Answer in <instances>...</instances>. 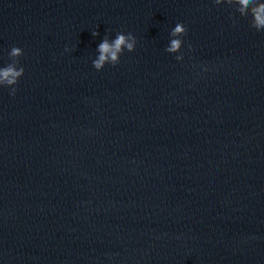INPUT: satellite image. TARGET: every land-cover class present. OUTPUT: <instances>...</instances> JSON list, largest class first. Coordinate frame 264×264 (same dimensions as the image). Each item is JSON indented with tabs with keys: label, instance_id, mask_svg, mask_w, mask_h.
I'll use <instances>...</instances> for the list:
<instances>
[{
	"label": "clouds",
	"instance_id": "1",
	"mask_svg": "<svg viewBox=\"0 0 264 264\" xmlns=\"http://www.w3.org/2000/svg\"><path fill=\"white\" fill-rule=\"evenodd\" d=\"M222 0H214L216 5H220ZM232 3L233 0H228ZM236 4L239 5L237 11L243 13L245 9L248 8L249 4L253 0H234ZM253 22L252 28L261 31L264 30V3H259L257 6L252 8ZM187 33V29L183 23H177L171 31V35L184 36ZM93 36L99 35V32H93ZM136 37L132 33L124 34L117 33L115 39L111 42L105 38L98 46L99 56L93 61V66L96 70H101L104 68L105 64H112L113 66L119 63L120 55L126 49L128 52L135 50ZM182 41L180 39H172L170 41V46L166 49L168 52H177L181 48ZM69 51V49H66ZM11 57H20L23 55V51L19 47H13L9 53ZM182 57H177L176 59H181ZM24 74V68H17L14 64H9L7 67L0 68V85L11 87V95H15L16 88L14 87L19 78Z\"/></svg>",
	"mask_w": 264,
	"mask_h": 264
}]
</instances>
